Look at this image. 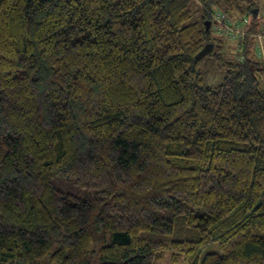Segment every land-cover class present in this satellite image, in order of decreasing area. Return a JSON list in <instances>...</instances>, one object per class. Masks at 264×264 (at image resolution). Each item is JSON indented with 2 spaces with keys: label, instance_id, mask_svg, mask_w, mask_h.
<instances>
[{
  "label": "trees",
  "instance_id": "16d2710c",
  "mask_svg": "<svg viewBox=\"0 0 264 264\" xmlns=\"http://www.w3.org/2000/svg\"><path fill=\"white\" fill-rule=\"evenodd\" d=\"M256 1L0 0V264H264V62L196 57Z\"/></svg>",
  "mask_w": 264,
  "mask_h": 264
},
{
  "label": "rangeland",
  "instance_id": "374dc122",
  "mask_svg": "<svg viewBox=\"0 0 264 264\" xmlns=\"http://www.w3.org/2000/svg\"><path fill=\"white\" fill-rule=\"evenodd\" d=\"M256 3L257 6L254 8L253 13H250V11H248L246 8H244V11L235 10L229 13L231 22L236 28L240 26L239 30L241 31H244V29L253 28L255 31L257 30L264 32V0H257ZM192 8L194 10L193 19L200 18L203 8L201 6L199 7L198 3H194ZM239 38L240 37H226L222 42L217 43L215 51L212 54L209 53L201 59L200 71L202 72L206 85L215 86L222 83L226 74V67L223 66L221 61L215 58L216 53H222L224 60H230L232 62L240 61L238 58V54L240 53L239 45H237L235 41ZM256 52V56H253L264 62V59L259 54V49H256ZM217 249L218 245L212 243L205 248L203 254L207 251ZM173 254V250L165 249L163 257L157 262V264H190V260L187 255L181 254L175 259Z\"/></svg>",
  "mask_w": 264,
  "mask_h": 264
},
{
  "label": "built area",
  "instance_id": "2783aa9c",
  "mask_svg": "<svg viewBox=\"0 0 264 264\" xmlns=\"http://www.w3.org/2000/svg\"><path fill=\"white\" fill-rule=\"evenodd\" d=\"M211 16H212L211 24L213 25V27L217 32L218 31L226 32L230 37H240L241 39L244 38L245 36H248V33L246 31L239 30L240 27L234 28L233 26H231V24H229V22L226 20L225 18L226 16L223 12L219 10H215ZM254 37L258 39L257 50L259 49V54L264 59V47L262 44L264 33L254 34ZM243 47H244L243 43L239 44L240 51L243 50ZM242 58L243 57L240 56V59Z\"/></svg>",
  "mask_w": 264,
  "mask_h": 264
},
{
  "label": "crops",
  "instance_id": "0c3cea01",
  "mask_svg": "<svg viewBox=\"0 0 264 264\" xmlns=\"http://www.w3.org/2000/svg\"><path fill=\"white\" fill-rule=\"evenodd\" d=\"M240 39V41L238 40V41H236V44L238 45V44H244V41L241 39V38H239ZM240 42V43H239ZM247 44H249V45H247ZM263 44H264V41H263ZM245 47L246 46H248L249 47V49H250V53L249 54H252V55H254V54H257V52H256V49H257V39L255 38H248L246 41H245V45H244ZM254 48H255V50H254Z\"/></svg>",
  "mask_w": 264,
  "mask_h": 264
},
{
  "label": "water",
  "instance_id": "95a60500",
  "mask_svg": "<svg viewBox=\"0 0 264 264\" xmlns=\"http://www.w3.org/2000/svg\"><path fill=\"white\" fill-rule=\"evenodd\" d=\"M207 29L210 28V24H211V21H207ZM213 48V43H208L206 44L199 52L198 54L196 55L197 58H203L204 56H206L207 54H209L211 52Z\"/></svg>",
  "mask_w": 264,
  "mask_h": 264
},
{
  "label": "clouds",
  "instance_id": "9594fccd",
  "mask_svg": "<svg viewBox=\"0 0 264 264\" xmlns=\"http://www.w3.org/2000/svg\"><path fill=\"white\" fill-rule=\"evenodd\" d=\"M240 43V42H239ZM239 45V44H238ZM243 49H244V47H243ZM243 51V50H242Z\"/></svg>",
  "mask_w": 264,
  "mask_h": 264
}]
</instances>
